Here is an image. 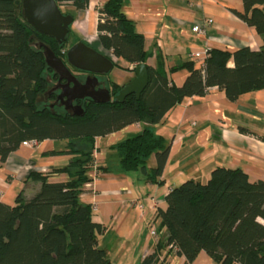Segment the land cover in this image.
Returning a JSON list of instances; mask_svg holds the SVG:
<instances>
[{
  "label": "trees",
  "instance_id": "16d2710c",
  "mask_svg": "<svg viewBox=\"0 0 264 264\" xmlns=\"http://www.w3.org/2000/svg\"><path fill=\"white\" fill-rule=\"evenodd\" d=\"M55 1L59 8L67 4L76 10L88 4V0ZM242 3L243 12L237 15L262 36L259 49H209L201 67L192 61L178 66L188 75L176 86L160 54L155 67L146 63L144 38L123 13L122 0H107L97 10L98 39L131 70L144 64L148 83L139 95L130 93L121 102L82 101V114L75 115L53 111L39 101L48 92L46 73L51 69L37 44H45L66 63L65 42L37 32L24 18L21 0H0V162L28 140L65 139L66 149L54 153L72 155L64 167L31 172L25 180L28 187L17 193L12 205L0 201V264H111L98 244L103 228L92 221V207L80 200L94 165V138L139 123V132L113 146L119 167L162 184L158 177L169 147L153 127L172 106L186 97L202 96L213 86L230 100L264 88V0ZM173 69L177 67L169 71ZM121 88L110 84L112 98ZM152 154L155 166L149 168ZM59 173L66 179L51 180ZM164 199L165 209L157 212V231L163 228L165 235L141 264H164L163 250L183 255L186 263L204 251L218 264H264V224L258 221L264 220V181L251 182L239 168L217 166L205 182L187 179Z\"/></svg>",
  "mask_w": 264,
  "mask_h": 264
},
{
  "label": "crops",
  "instance_id": "0c3cea01",
  "mask_svg": "<svg viewBox=\"0 0 264 264\" xmlns=\"http://www.w3.org/2000/svg\"><path fill=\"white\" fill-rule=\"evenodd\" d=\"M106 1L88 0L84 10L65 4L69 9L66 14L73 18L65 50L67 53L82 42L106 57L112 63L106 73L82 70L86 77L74 76L80 83L96 78V88L110 92V84L123 87L135 74L125 59L114 56L98 39L97 10ZM122 3L123 13L144 38V48L149 54L146 63L155 67L160 54L164 69L176 86L182 85L188 75L186 68L178 66L192 61L195 67H201L192 57L194 52L205 53L212 48L232 52L242 47L258 50L262 44V36L237 15L243 12L242 0H122ZM207 18L213 22L205 27L204 36H199L192 26ZM71 36L73 41L68 46ZM227 65L231 67L233 62L230 60ZM114 67L119 72L109 75ZM174 67L177 69L169 71ZM124 77L129 79L123 82ZM42 100L40 96L39 101ZM140 129L139 123H132L94 138V165L88 171L90 181L80 195L81 202L92 207V221L103 228L98 244L105 249L111 264H141L142 258L155 249L165 230L160 229L150 238L149 225H158L157 212L165 209L164 198L172 187L187 179L206 181L217 166L239 168L251 182L264 181V88L230 100L222 89L213 86L202 96L186 97L172 106L153 127V132L161 135L169 147L158 177L162 184L148 181L138 171L123 172L119 167L113 146ZM67 142L44 139L34 146L20 144L10 152L0 162V201L12 205L17 193L28 187L25 180L31 172H49L67 165L72 155L54 153L66 149ZM77 145L82 147L80 142ZM147 166H155L154 154L147 159ZM64 179V173L51 177L54 181ZM135 202H139L138 208H134ZM258 221L264 224L263 219ZM160 258L164 264H218L204 251L190 263L174 250H163Z\"/></svg>",
  "mask_w": 264,
  "mask_h": 264
},
{
  "label": "water",
  "instance_id": "95a60500",
  "mask_svg": "<svg viewBox=\"0 0 264 264\" xmlns=\"http://www.w3.org/2000/svg\"><path fill=\"white\" fill-rule=\"evenodd\" d=\"M21 5L24 18L37 32L53 37L59 44L65 42L73 18L70 14L62 13L55 0H21ZM37 45L42 47L46 66L58 76V82L65 79L61 87L67 89L71 96L61 92L58 98L62 99L65 96V108H75L73 112L75 115L82 114V106L74 105V100L88 99L96 103H108L114 99L121 102L130 93L139 95L148 83L146 68L144 64H139L134 69L135 77L112 98L108 89L96 88V78L86 79L84 83H80L63 60L48 46L43 43ZM66 61L81 71L97 74H104L112 67V63L106 57L82 42L76 43L67 51Z\"/></svg>",
  "mask_w": 264,
  "mask_h": 264
},
{
  "label": "flooded vegetation",
  "instance_id": "af4514ba",
  "mask_svg": "<svg viewBox=\"0 0 264 264\" xmlns=\"http://www.w3.org/2000/svg\"><path fill=\"white\" fill-rule=\"evenodd\" d=\"M67 66V62L65 63ZM68 68L70 69V71L79 77V79L83 78V77H86L85 75H87V73L83 72V71H78L76 69H71L69 66ZM54 75L52 72L51 73H46V78L49 82V84H51L48 88V92L43 95V105L48 107L49 109L51 110H56V111H65V112H69V113H73L74 110H76L75 108H69V109H66V103H65V100H66V97L64 96L62 99L58 98V95L61 93V92H64V94L68 95V96H71V94L67 91V89H64L61 87V84H64L65 83V79H62L60 82H58V76H52ZM112 97V95H111ZM85 100H88V99H84V100H74L73 101V104L76 105V104H81L82 101H85Z\"/></svg>",
  "mask_w": 264,
  "mask_h": 264
},
{
  "label": "built area",
  "instance_id": "2783aa9c",
  "mask_svg": "<svg viewBox=\"0 0 264 264\" xmlns=\"http://www.w3.org/2000/svg\"><path fill=\"white\" fill-rule=\"evenodd\" d=\"M212 22H213V20L211 18L204 19L202 22H197V23L193 24L192 29L199 36H204L205 27L211 25ZM205 56H206V52L205 53L194 52L192 54V57L197 59V62L200 64V66L203 65ZM37 142L38 141H36V140H28V141H23L21 144L25 145V146L26 145L27 146H34L37 144ZM135 203H136V205L134 208H136V207L138 208V206H140L139 202H135ZM156 234H157V226H155L154 223H150L149 229H148V236L150 238H154V236Z\"/></svg>",
  "mask_w": 264,
  "mask_h": 264
},
{
  "label": "rangeland",
  "instance_id": "374dc122",
  "mask_svg": "<svg viewBox=\"0 0 264 264\" xmlns=\"http://www.w3.org/2000/svg\"><path fill=\"white\" fill-rule=\"evenodd\" d=\"M60 10H61V12L62 13H67L68 12V8H67V6L65 5V4H61L60 5ZM71 41H73V37L71 36L70 37V40H69V42H68V46H71ZM115 72H119V70L116 68V67H114L111 71H110V73H109V75H111V74H114ZM119 77H120V75H119ZM129 78L128 77H124V79L122 80L123 82H125V81H127ZM203 182H205V180L203 181Z\"/></svg>",
  "mask_w": 264,
  "mask_h": 264
}]
</instances>
